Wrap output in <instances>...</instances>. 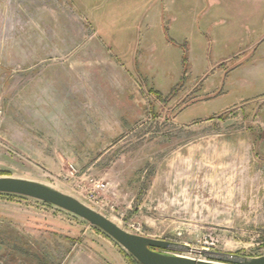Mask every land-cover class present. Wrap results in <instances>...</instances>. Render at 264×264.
I'll list each match as a JSON object with an SVG mask.
<instances>
[{
	"label": "rangeland",
	"instance_id": "rangeland-1",
	"mask_svg": "<svg viewBox=\"0 0 264 264\" xmlns=\"http://www.w3.org/2000/svg\"><path fill=\"white\" fill-rule=\"evenodd\" d=\"M0 171L133 235L264 255V0H0ZM89 177L101 205L74 191ZM123 251L0 194V264H130Z\"/></svg>",
	"mask_w": 264,
	"mask_h": 264
},
{
	"label": "water",
	"instance_id": "water-1",
	"mask_svg": "<svg viewBox=\"0 0 264 264\" xmlns=\"http://www.w3.org/2000/svg\"><path fill=\"white\" fill-rule=\"evenodd\" d=\"M0 194L45 203L86 221L90 226L99 229L115 241L139 264H264V255L243 257L213 253L194 249L181 243L133 235L86 205L80 198L34 180L17 178L13 175L0 176ZM172 251L192 254L197 257L173 254Z\"/></svg>",
	"mask_w": 264,
	"mask_h": 264
},
{
	"label": "built area",
	"instance_id": "built-area-1",
	"mask_svg": "<svg viewBox=\"0 0 264 264\" xmlns=\"http://www.w3.org/2000/svg\"><path fill=\"white\" fill-rule=\"evenodd\" d=\"M74 184V191L80 194L82 198L94 205H101V203H99L101 198L100 193L106 190V184H104L103 180H98L96 178L89 177L87 183L84 184L80 181V178H76ZM204 246L207 247L201 250L209 251V249L213 247L212 239H210L209 243H205Z\"/></svg>",
	"mask_w": 264,
	"mask_h": 264
},
{
	"label": "trees",
	"instance_id": "trees-1",
	"mask_svg": "<svg viewBox=\"0 0 264 264\" xmlns=\"http://www.w3.org/2000/svg\"><path fill=\"white\" fill-rule=\"evenodd\" d=\"M156 95V97L158 98V96L160 95H158V94H155ZM212 98H214V97H212ZM211 97L210 98H208V99H212ZM208 99H205V101L206 100H208ZM4 175H7V174H5L4 172H1L0 171V176H4ZM93 228H95V227H93ZM96 230H98V231H100L99 229H97V228H95ZM124 252V251H123ZM127 254V253H126ZM128 255V259H129V262H130V264H139L138 262H136V260H134V258L132 257V256H130L129 254H127Z\"/></svg>",
	"mask_w": 264,
	"mask_h": 264
},
{
	"label": "crops",
	"instance_id": "crops-1",
	"mask_svg": "<svg viewBox=\"0 0 264 264\" xmlns=\"http://www.w3.org/2000/svg\"><path fill=\"white\" fill-rule=\"evenodd\" d=\"M147 31V30H146ZM148 35V33H146L145 37ZM146 40V39H144ZM128 116V115H127ZM126 122H129V118L126 119Z\"/></svg>",
	"mask_w": 264,
	"mask_h": 264
}]
</instances>
